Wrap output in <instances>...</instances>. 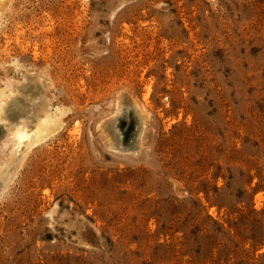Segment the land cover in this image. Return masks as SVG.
Listing matches in <instances>:
<instances>
[{"label":"rangeland","instance_id":"374dc122","mask_svg":"<svg viewBox=\"0 0 264 264\" xmlns=\"http://www.w3.org/2000/svg\"><path fill=\"white\" fill-rule=\"evenodd\" d=\"M9 2L0 60L69 113L0 186V264H264V0Z\"/></svg>","mask_w":264,"mask_h":264},{"label":"bare ground","instance_id":"6f19581e","mask_svg":"<svg viewBox=\"0 0 264 264\" xmlns=\"http://www.w3.org/2000/svg\"><path fill=\"white\" fill-rule=\"evenodd\" d=\"M8 2L9 0H0V19L3 6L8 5ZM9 53L10 52H8L7 54ZM4 54H6L5 50ZM15 61H12V63H8L6 59L0 60V74L3 76V78L5 76L13 74L15 79H17L16 83L13 82L14 80L11 79V75L10 79L12 81L10 80V82L8 81L9 79L6 78L3 87L0 88V127L1 129L3 128L5 133L2 140L3 152H0L4 153L3 156H1L2 154L0 155V186L9 185L10 181H12L11 173H13V171L11 173L10 171L13 170L11 169L13 163L16 162V164L19 165L23 163L20 161L18 162L17 155L21 153V151L23 152L24 149L26 151H24V153H27L30 150L39 147L41 144L46 142V139L48 137L50 138V135H55L58 130L60 131L66 123V119L68 118L69 113V111L65 109L66 107L62 108L58 104L54 105V96H51V94L50 96H46L45 98H43V102L41 101L39 104H37L38 101L36 103L33 99V95L35 93L34 88L36 89L41 87L44 89V92L47 91L48 87L44 88L42 85L40 86V84L39 87L35 85V83H38L37 78L41 79L39 78L41 76L43 77L42 79H44L45 74L47 76V69L43 70L45 68H42V71L39 70L40 72H38V74L32 72L35 73V75L33 74V80H28L31 76H27V71L26 69H24L25 66H22L23 64L21 65L20 63H17ZM32 73L30 72L29 74ZM35 77L36 80L34 79ZM0 82V84L2 85V81ZM49 86L53 87L52 84H49ZM19 88H21L22 90L19 91ZM47 93L49 94V92ZM17 98L25 102L24 108L17 106L18 104H20L16 101ZM29 105L30 107H27ZM140 119H142V117ZM140 143L141 138L139 139V141H136L134 143L136 149L139 147ZM15 165H13L12 167H14Z\"/></svg>","mask_w":264,"mask_h":264}]
</instances>
